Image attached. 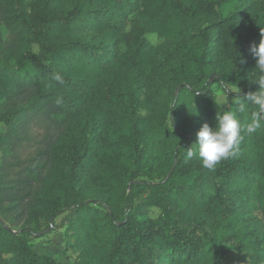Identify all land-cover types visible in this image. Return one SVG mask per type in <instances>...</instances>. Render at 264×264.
Here are the masks:
<instances>
[{
	"label": "trees",
	"instance_id": "16d2710c",
	"mask_svg": "<svg viewBox=\"0 0 264 264\" xmlns=\"http://www.w3.org/2000/svg\"><path fill=\"white\" fill-rule=\"evenodd\" d=\"M262 32L264 0H0V264H61L32 241L63 214L72 264H264V126L186 158Z\"/></svg>",
	"mask_w": 264,
	"mask_h": 264
},
{
	"label": "clouds",
	"instance_id": "9594fccd",
	"mask_svg": "<svg viewBox=\"0 0 264 264\" xmlns=\"http://www.w3.org/2000/svg\"><path fill=\"white\" fill-rule=\"evenodd\" d=\"M249 51L256 61L255 82L259 84L258 90L240 98L235 110L228 109L216 114L214 127L203 123L196 133L195 150L191 147L186 150L188 160L196 157L201 166L210 171L221 161L238 154L244 134L252 135L264 126V32L259 44L251 45ZM56 78L59 79L58 76ZM236 93H239L237 87ZM249 106H254L255 111L251 113L250 120L242 125L237 113H245ZM170 124L172 127L171 119Z\"/></svg>",
	"mask_w": 264,
	"mask_h": 264
},
{
	"label": "rangeland",
	"instance_id": "374dc122",
	"mask_svg": "<svg viewBox=\"0 0 264 264\" xmlns=\"http://www.w3.org/2000/svg\"><path fill=\"white\" fill-rule=\"evenodd\" d=\"M221 12L225 16L228 12V7L222 8ZM147 38L152 45H157L161 42L155 36H148ZM213 90L216 95L217 103L223 110H226L230 106L232 99L229 96L224 95L221 92L219 86H214ZM230 91L236 92V89L231 88ZM240 91L241 90L239 89V92ZM158 213L159 211L157 209L151 208L148 210L147 216L154 218L158 215ZM252 216L255 218L259 217L257 214H254ZM65 220V214L59 216L55 220L56 229L54 231L42 238H37L32 241L33 250L37 255L50 256L61 264L73 263L74 256L71 255L69 252L64 251L65 248L63 241V231L65 229ZM239 259H241L240 255L234 252H230L226 255L224 261L226 264H235Z\"/></svg>",
	"mask_w": 264,
	"mask_h": 264
}]
</instances>
